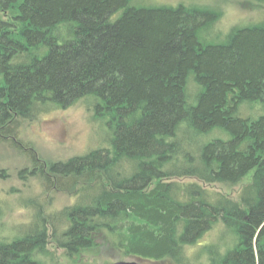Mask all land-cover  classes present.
Wrapping results in <instances>:
<instances>
[{"label": "trees", "instance_id": "16d2710c", "mask_svg": "<svg viewBox=\"0 0 264 264\" xmlns=\"http://www.w3.org/2000/svg\"><path fill=\"white\" fill-rule=\"evenodd\" d=\"M135 4L0 0V140L22 149L24 123L78 102L107 126L66 162L25 144L27 173L75 201H27L30 232L0 242V264L90 251L99 233L142 261L264 264V16L221 34L213 8ZM244 180L237 201L205 188Z\"/></svg>", "mask_w": 264, "mask_h": 264}, {"label": "rangeland", "instance_id": "374dc122", "mask_svg": "<svg viewBox=\"0 0 264 264\" xmlns=\"http://www.w3.org/2000/svg\"><path fill=\"white\" fill-rule=\"evenodd\" d=\"M138 7L184 5L189 7L209 8L221 17L214 26L215 33H227L234 27H245L264 16V6H258L247 0H134ZM210 36L214 41V35ZM106 120H98L88 103L78 102L73 106L43 114L20 127L17 139L22 142V149L12 147L0 140V242L10 243L27 235L31 228L34 210L25 206L27 201L36 199L46 214L58 212L74 204L73 196L68 193H52L46 190L36 177L27 173L32 168L30 146L37 157L46 165L66 162L81 156L89 150L103 148L97 138L104 135ZM13 143V144H12ZM27 170L22 172L23 170ZM189 181L188 179H184ZM247 184L244 180L235 187L208 185L205 188L216 191L229 199L237 201L241 188ZM221 226L217 225L201 240L197 247L185 249L188 258L198 247L212 243L217 238ZM96 245L90 251L66 256L63 250L50 247L52 258L36 257L40 264H116L118 262H136L139 264H170L168 262L140 261L126 257L104 233L97 236ZM55 249V250H54ZM203 259V258H202ZM204 261V260H203ZM202 261V262H203Z\"/></svg>", "mask_w": 264, "mask_h": 264}, {"label": "water", "instance_id": "95a60500", "mask_svg": "<svg viewBox=\"0 0 264 264\" xmlns=\"http://www.w3.org/2000/svg\"><path fill=\"white\" fill-rule=\"evenodd\" d=\"M116 264H138V263H135V262H130V263H126V262H118Z\"/></svg>", "mask_w": 264, "mask_h": 264}]
</instances>
